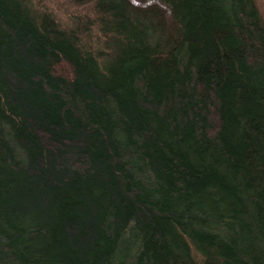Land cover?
<instances>
[{
	"label": "trees",
	"instance_id": "obj_1",
	"mask_svg": "<svg viewBox=\"0 0 264 264\" xmlns=\"http://www.w3.org/2000/svg\"><path fill=\"white\" fill-rule=\"evenodd\" d=\"M73 1L0 0V264H264L256 0Z\"/></svg>",
	"mask_w": 264,
	"mask_h": 264
},
{
	"label": "rangeland",
	"instance_id": "obj_2",
	"mask_svg": "<svg viewBox=\"0 0 264 264\" xmlns=\"http://www.w3.org/2000/svg\"><path fill=\"white\" fill-rule=\"evenodd\" d=\"M31 2L38 8L53 12L58 20L67 26H74L82 20L91 22L94 19L93 6L90 2L75 3L73 0H31ZM256 2L264 16V0H256ZM81 36L86 39L84 34Z\"/></svg>",
	"mask_w": 264,
	"mask_h": 264
}]
</instances>
